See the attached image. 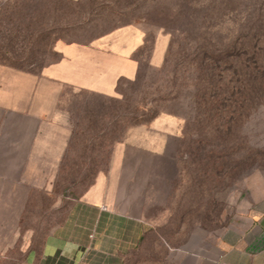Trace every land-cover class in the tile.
<instances>
[{"label": "rangeland", "instance_id": "1", "mask_svg": "<svg viewBox=\"0 0 264 264\" xmlns=\"http://www.w3.org/2000/svg\"><path fill=\"white\" fill-rule=\"evenodd\" d=\"M127 25L149 33L136 78L118 82L117 99H97L91 135L78 121L84 131L70 145L61 182L52 199L37 194L30 202L36 215L25 224L37 235L58 224L64 192L75 198L89 188L130 129L149 127L150 140L160 142L152 122L170 114L181 121V138L166 137L170 151L144 167L133 166L135 153L126 156L123 175L131 180L118 185L116 204L142 216L167 244L195 249L264 198V0H0V68L37 75L58 60L56 43H88ZM160 31L169 44L156 68L147 56ZM198 85L219 95L220 110L202 114ZM59 94L60 107L73 112L95 99L67 88Z\"/></svg>", "mask_w": 264, "mask_h": 264}, {"label": "crops", "instance_id": "2", "mask_svg": "<svg viewBox=\"0 0 264 264\" xmlns=\"http://www.w3.org/2000/svg\"><path fill=\"white\" fill-rule=\"evenodd\" d=\"M148 34L140 25H127L88 43L58 42V60L37 75L0 68V264H264V198L195 249L167 244L142 216L118 209V185L131 180L123 175L126 156L135 153L133 166L144 167L150 156L170 151L166 137L181 138V121L170 114L152 122L160 142L150 140L149 127L130 129L123 142L114 143L107 170L98 171L89 188L75 198L64 192L60 203L67 207L58 224L39 235L35 225L25 224L27 215H36L28 210L30 202L37 194L52 199L61 182L70 145L84 131L78 121L87 122L89 135L94 132L95 114L82 117L60 107L58 92L117 99L118 82L138 74ZM168 44L164 32H157L147 56L151 66L163 64Z\"/></svg>", "mask_w": 264, "mask_h": 264}, {"label": "trees", "instance_id": "3", "mask_svg": "<svg viewBox=\"0 0 264 264\" xmlns=\"http://www.w3.org/2000/svg\"><path fill=\"white\" fill-rule=\"evenodd\" d=\"M208 63V59L207 56L205 55V53H203V59H202V68H205V65H207ZM204 78V77H202ZM200 91L198 92V94L196 95V99H195V104L196 107H198L201 111L202 114H206L210 111H218L221 109V103H220V99H219V95L217 93H213V94H208L207 95V91H208V87L207 85H198L197 86ZM175 96L173 95V97L168 100L171 102V104L168 106L169 108H172L175 103L177 102V100L174 98ZM99 103H101L100 101L97 100V98L90 99L88 101L84 102L85 108L89 109H85L84 111H82V117H86L87 113H94L95 115H97L98 113L95 110H92L94 107L99 109V107L101 106ZM92 108V109H91ZM168 112H172V111H168ZM157 114L155 113L153 118L156 116ZM91 117V116H90ZM96 117V116H95ZM89 122L92 123V120L89 119Z\"/></svg>", "mask_w": 264, "mask_h": 264}]
</instances>
